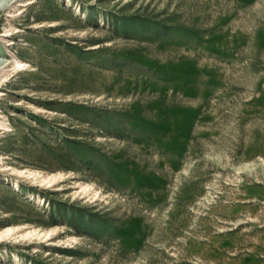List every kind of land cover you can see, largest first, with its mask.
<instances>
[{
	"label": "rangeland",
	"instance_id": "obj_1",
	"mask_svg": "<svg viewBox=\"0 0 264 264\" xmlns=\"http://www.w3.org/2000/svg\"><path fill=\"white\" fill-rule=\"evenodd\" d=\"M0 264H264V0H0Z\"/></svg>",
	"mask_w": 264,
	"mask_h": 264
}]
</instances>
